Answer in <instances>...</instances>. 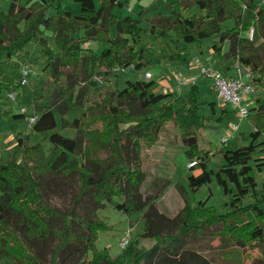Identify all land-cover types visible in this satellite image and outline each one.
Here are the masks:
<instances>
[{
    "label": "trees",
    "instance_id": "trees-1",
    "mask_svg": "<svg viewBox=\"0 0 264 264\" xmlns=\"http://www.w3.org/2000/svg\"><path fill=\"white\" fill-rule=\"evenodd\" d=\"M78 1L80 13L59 0H12L0 12V103L24 88L6 74L5 63L23 52L28 56L27 46L37 42L51 76L66 80L52 101L40 102L34 92L39 115L34 130L56 128L57 112L62 128L77 130L74 137L51 133L50 153L41 143L31 145L18 136L15 151L0 161V259L11 258L7 264H216L186 248L190 237L210 233L236 244L238 249L223 252V259H231L234 252L240 257L244 249L252 257L249 264L264 263V184L259 187L256 175L264 162L254 159L258 148L264 151V139L259 138L264 136V0H183L180 7L170 5L169 14L148 18L146 29L142 17L116 12L124 4L121 0ZM251 28L253 39L247 33ZM169 34L179 47L169 53V60L186 59L183 49L199 43V52L211 49L223 68L227 61L230 68L235 61L251 68L257 94L248 119L255 130L240 129L221 146L203 145V108H209L210 118L219 112V119H234L236 111L209 100L198 84L179 96L163 94L156 79H127L124 86L93 90L96 75L106 79L121 75L114 73L117 67L149 64L146 38ZM208 39L212 43L204 49L201 42ZM90 40L102 48L94 52L85 47ZM210 92H215L212 85ZM69 112L78 116L70 119ZM170 122L181 132L179 141L187 146L190 160H198L190 169L199 171L187 177L189 188L196 192L216 181L229 197L221 209L207 200L193 203L179 182L185 205L171 217L159 209L156 195L142 191L147 179L143 150L162 139ZM58 194L71 196L66 210L49 201L48 195ZM108 206L142 211L141 236L154 238L155 244L144 249L135 238L115 257L110 248H99L100 232L111 227L99 211Z\"/></svg>",
    "mask_w": 264,
    "mask_h": 264
},
{
    "label": "rangeland",
    "instance_id": "rangeland-1",
    "mask_svg": "<svg viewBox=\"0 0 264 264\" xmlns=\"http://www.w3.org/2000/svg\"><path fill=\"white\" fill-rule=\"evenodd\" d=\"M10 1V0H9ZM8 0H0V12L8 10L10 2ZM138 0H136L137 2ZM147 2V10L144 14L143 28H147L148 18H153L157 15L158 0L152 5L150 0ZM162 3L161 11L168 13L170 5H177L183 2V0H160ZM64 3L68 10L74 13H80V10H74L75 3L80 5L76 0H64ZM136 3H134L135 5ZM81 7V5H80ZM127 7V4H126ZM121 8V7H120ZM121 10V9H120ZM119 10V11H120ZM192 9L190 12L195 11ZM118 11V12H119ZM127 12V11H126ZM128 15H132L130 12ZM125 16L124 14H122ZM141 17V15H138ZM228 25H232L233 21L226 22ZM249 32V31H248ZM247 32V33H248ZM115 28L112 29V34L115 35ZM51 44L55 46L54 42L50 40ZM204 46H208L212 43L210 39L201 42ZM177 39L174 34H169L166 37L149 36L146 38L144 45L146 51L149 52L151 62L149 64H141L140 67L130 69L126 73L121 75L108 76L103 83L98 82L95 84L93 90H98L104 86L111 85L116 88L124 86L127 79H136L145 81L142 76L145 72L150 71L155 79L160 82L164 80L169 84L168 91L171 92L176 84L175 74L181 73L184 75H193L198 72V68L194 63V57L197 55H204L199 52V43L189 45L188 48L183 49L187 53L186 59L169 60V56L172 52L176 53L179 47ZM183 44L180 43V46ZM85 47H90L94 52H98V48H102V44L97 41L90 40ZM228 47V46H226ZM28 56L25 53L18 54L4 65V70L9 76H14L16 79L20 78V64L26 63L32 69V74L29 77V83L24 88H20L14 92L15 98H11L6 95L0 103V161H7L11 154L15 151L14 142L18 136H22L28 139V143L33 145L41 143L46 152L50 153L53 144L49 139V136L53 132H60L66 136L74 137L77 130L74 128H62L61 127V115L57 112L58 126L53 130L35 131L34 126H30L29 117L35 114V105L33 101V94L35 91L39 93L40 102H48L54 100V94L59 86L65 84L66 77L62 76L59 80H55L51 74L50 64L45 56L42 54L41 46L37 42H32L27 46ZM170 53V54H169ZM203 56V57H204ZM210 62L220 63L217 59H213ZM232 63V62H231ZM225 68V67H224ZM68 72H71L68 70ZM100 76V75H99ZM101 77V76H100ZM198 85L204 89L209 100H217V95L214 92H210L211 80L200 78ZM187 87L184 86L179 92L172 91L173 95H182L187 92ZM176 88V87H175ZM257 92L253 94L252 98L256 96ZM250 99L247 104L249 107L253 105L254 100ZM230 110H235L231 105H227ZM22 107H27L26 113L22 112ZM206 114V126L200 131L199 137L202 139V143L208 146L210 142L214 145L221 146L222 138L229 132V127L234 125L235 121H239L237 113L234 119L224 118L219 119V112L213 117H209L211 114L208 107L203 108ZM78 114L69 112L66 117L74 119ZM254 129L250 120L245 118L241 123V131L251 133ZM240 131H238L232 139H234ZM181 132L179 129L170 122L167 130L164 131L162 139L152 147H147L143 150V167L147 173V179L142 186L144 194H154L155 199L158 201L159 209L173 217L179 212L185 205V199L179 192L176 184L181 182L187 190L188 198L193 203H198L200 200H207L208 205H214L221 209L223 203L229 200V197L224 194L223 187L216 181L203 185L198 191L194 192L189 188L187 177L191 173H197L199 170L190 169L188 164L191 162L188 153L187 146L179 141ZM260 139H264L263 135H259ZM217 158H215L216 160ZM254 159L257 162H264V151L260 148L254 153ZM216 164V161H214ZM257 180L259 187L264 184V166L262 171H257ZM69 194L48 195L49 201L60 208L66 210L71 202ZM250 198L246 197L245 202H249ZM101 218L105 219L110 225V229L101 231L99 234L98 247H108L111 250L113 257L117 256L123 249L120 247V242L127 235L130 240L138 238L139 247L148 249L152 247L156 240L154 238H146L141 236L144 230L143 212L136 210L131 213L119 210L113 206H108L105 209L99 211ZM209 231V230H208ZM186 248L199 252L200 254L210 258L216 264H249L252 257H249L250 251L246 254L244 249H240L241 256L237 255V252L233 253L231 259H223V252L233 251L236 248V244L230 238H223L220 236L212 237L208 234H198L190 237ZM250 250V249H249ZM253 256H256L257 251L251 252ZM235 255V256H234ZM12 259H0V264H7ZM256 264H264L259 261Z\"/></svg>",
    "mask_w": 264,
    "mask_h": 264
},
{
    "label": "built area",
    "instance_id": "built-area-1",
    "mask_svg": "<svg viewBox=\"0 0 264 264\" xmlns=\"http://www.w3.org/2000/svg\"><path fill=\"white\" fill-rule=\"evenodd\" d=\"M248 36L250 39L254 38V28H251L248 32ZM204 55H197L194 57V63L198 68V72L193 75H184L181 73L175 74V81L176 84L172 91L179 92L182 90L184 86H192L198 84L200 78H206L211 80V85L213 86L215 93L217 95V100L221 104L224 105H231L236 113L239 121H235L234 125L229 127V132L226 136L222 138V142H226L241 129L242 121L248 117L250 113V107L248 106L247 102L250 99H253L252 96L256 92V88L250 82V77L252 76V71L250 67L244 66L240 61H235L232 64V68L235 69V75H230L226 73L225 68L220 65H216V62H210L212 60V56L210 57H203ZM135 65H125L122 67H117L114 69V73L123 74L129 71L130 69H134ZM20 78L19 82L22 86H27L29 83V77L32 74V69L26 63H21L20 67ZM144 79L146 80H153L155 76L150 72L147 71L143 75ZM94 80L103 83L104 80L99 75L94 77ZM159 82V90L163 94H169L171 92L168 91L169 86L163 84L158 79ZM176 87V88H175ZM11 98H15L14 92L7 94ZM28 111L27 107H22V112L26 113ZM39 115L35 112V114L29 117V124L30 126H34L35 123L38 121ZM198 163V160H192L188 166L189 168L194 167ZM129 237L127 235L123 238L120 242V247L122 249L126 248L130 243Z\"/></svg>",
    "mask_w": 264,
    "mask_h": 264
},
{
    "label": "crops",
    "instance_id": "crops-1",
    "mask_svg": "<svg viewBox=\"0 0 264 264\" xmlns=\"http://www.w3.org/2000/svg\"><path fill=\"white\" fill-rule=\"evenodd\" d=\"M9 1V0H8ZM10 1H12V0H10ZM9 1V2H10ZM60 2H62L64 5H65V3H64V0H59ZM76 1H78V0H76ZM97 1V3L98 4H100V0H96ZM124 4H123V6L121 7V8H118L117 9V13L118 14H124V15H128L127 13L128 12H130L133 16H135V17H138V15H141V17H142V19L143 18H145L144 17V14H145V11L147 10L146 8H147V2L145 1V0H138L137 2H136V0H121ZM151 1V4L153 5L157 0H150ZM159 2L157 3V8H158V12H163V11H161V7H162V3H161V1L160 0H158ZM11 3V2H10ZM134 3H136L135 5H134ZM126 4H127V7H126ZM66 6V5H65ZM67 8V7H66ZM75 9L74 10H81V7H80V5L78 4V3H75V7H74ZM121 9V10H120ZM120 10V11H119ZM119 11V12H118ZM127 11V12H126ZM164 13V12H163ZM170 13V10L168 11V13H165V14H169ZM203 47H204V49L205 48H207V46H204L203 45ZM99 49V48H98ZM177 53V52H176ZM206 53L207 54H205L206 56L205 57H210V56H212V58H214L213 57V52H212V50L211 49H207L206 50ZM150 57V56H149ZM211 58V59H212ZM211 61V60H210ZM231 64V62H229V61H227V63H225L224 65H225V67H227V69H226V73H228V74H230V75H235V69L234 68H230L229 67V65ZM137 67H140V65H138ZM162 83L163 84H165V85H168L169 86V84L168 83H165L164 82V80H162ZM17 140L18 139H16L15 140V142H14V147H16V145H17Z\"/></svg>",
    "mask_w": 264,
    "mask_h": 264
}]
</instances>
